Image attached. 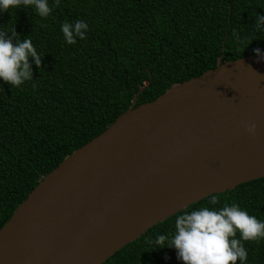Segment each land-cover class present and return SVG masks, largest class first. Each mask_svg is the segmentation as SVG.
I'll use <instances>...</instances> for the list:
<instances>
[{"label":"trees","instance_id":"16d2710c","mask_svg":"<svg viewBox=\"0 0 264 264\" xmlns=\"http://www.w3.org/2000/svg\"><path fill=\"white\" fill-rule=\"evenodd\" d=\"M227 30V36L222 40ZM264 50V0H0V227L130 105ZM102 264H264V176L159 221Z\"/></svg>","mask_w":264,"mask_h":264},{"label":"water","instance_id":"95a60500","mask_svg":"<svg viewBox=\"0 0 264 264\" xmlns=\"http://www.w3.org/2000/svg\"><path fill=\"white\" fill-rule=\"evenodd\" d=\"M222 55L136 105L139 87L65 155L0 227V264H102L191 203L264 176V50Z\"/></svg>","mask_w":264,"mask_h":264}]
</instances>
